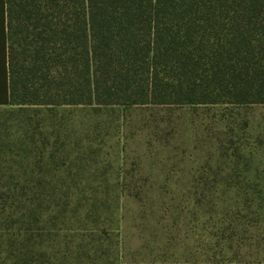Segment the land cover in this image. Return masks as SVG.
Instances as JSON below:
<instances>
[{"label": "trees", "instance_id": "trees-1", "mask_svg": "<svg viewBox=\"0 0 264 264\" xmlns=\"http://www.w3.org/2000/svg\"><path fill=\"white\" fill-rule=\"evenodd\" d=\"M7 13L10 108L203 110L200 179L178 203H156L172 225L151 234L150 255L170 263L178 233L182 264H264V0H7ZM4 150L0 141V175ZM18 186L3 182L0 197ZM36 203L21 264H38Z\"/></svg>", "mask_w": 264, "mask_h": 264}, {"label": "rangeland", "instance_id": "rangeland-1", "mask_svg": "<svg viewBox=\"0 0 264 264\" xmlns=\"http://www.w3.org/2000/svg\"><path fill=\"white\" fill-rule=\"evenodd\" d=\"M202 112L200 108H0L6 170L0 184H19V191L23 184H38L35 193L13 191L0 197V213L9 216L0 264H21L30 200L37 202L34 210L43 208L32 223L38 264H123L120 229L127 232L131 251H125L129 254L125 264L154 260V264H182L181 235L177 233L165 255L172 256L170 263L157 261L162 259L157 251L150 255V236L161 235L163 226L172 225V214L160 212L156 203L170 204L172 199L178 203L186 185L200 179ZM262 115L263 110L254 112L255 125ZM138 198L147 201L145 209Z\"/></svg>", "mask_w": 264, "mask_h": 264}, {"label": "crops", "instance_id": "crops-1", "mask_svg": "<svg viewBox=\"0 0 264 264\" xmlns=\"http://www.w3.org/2000/svg\"><path fill=\"white\" fill-rule=\"evenodd\" d=\"M10 107L7 0H0V108Z\"/></svg>", "mask_w": 264, "mask_h": 264}]
</instances>
